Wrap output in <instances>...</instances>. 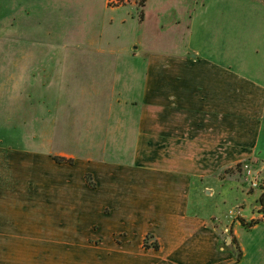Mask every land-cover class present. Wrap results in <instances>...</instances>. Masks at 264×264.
<instances>
[{"label":"rangeland","instance_id":"rangeland-1","mask_svg":"<svg viewBox=\"0 0 264 264\" xmlns=\"http://www.w3.org/2000/svg\"><path fill=\"white\" fill-rule=\"evenodd\" d=\"M14 1L0 0V50L5 42L3 52L33 57L37 65L30 123L15 125L22 135H35L22 147L36 151L37 168H0V219L21 216L14 240L22 258L52 248L54 255L67 253L70 263L113 262L119 254L105 249L126 243L130 233L126 214L132 212L123 202L141 198L153 167L136 156L143 73L172 70L186 50L211 56L223 41L233 69L264 71V0H146L144 22L138 0ZM49 57L60 61L47 62L52 70L45 68ZM4 127L0 134L12 129ZM259 150L256 160L216 174L211 191L199 188V208L212 227L228 232L235 221L264 220L262 190L251 188L241 170L248 161L264 175V122ZM223 178H234L242 195L227 196ZM132 204L133 211L139 207ZM236 231L241 264H264V221Z\"/></svg>","mask_w":264,"mask_h":264},{"label":"crops","instance_id":"crops-1","mask_svg":"<svg viewBox=\"0 0 264 264\" xmlns=\"http://www.w3.org/2000/svg\"><path fill=\"white\" fill-rule=\"evenodd\" d=\"M27 2L28 5L36 3ZM145 7L142 22L146 19ZM1 45L0 127L5 131L4 126L12 129L0 134V168H37L36 151L22 147L24 141L34 140L35 135L26 137L15 128V125L30 123L34 94L38 92L37 65L31 61L33 57L8 55L3 52L5 42ZM225 45L223 41L216 54L205 57L190 56L188 50L183 51L172 70L164 66L149 68L143 73L141 138L136 156L147 158L153 167L147 168L150 176L141 198L123 202L132 212L126 214L131 221L130 233L124 235L126 243L105 249L119 255L113 262L104 264H241L244 253L236 229L242 224L235 221L228 232L212 227L199 208L198 195L200 187L206 186L209 191L214 188L220 180L216 174L241 161L256 160L261 152L264 71L258 68L246 74L233 69ZM53 60L60 62L49 57L45 68L52 70V65L46 64ZM47 85L50 83L43 85L45 91ZM39 87L41 91L42 86ZM151 108L156 112H151ZM26 155L27 163V159L22 161ZM222 180L228 183L227 196L242 195L234 178ZM231 189L237 191L233 193ZM132 203L139 205L134 211ZM2 217L0 264H75L67 260V253L54 255L52 248H47L44 256H40L43 250L37 248L39 256L22 258L19 238L17 242L14 240L20 230L21 216L7 213ZM132 222L142 230L138 240L132 238L138 230ZM147 237L153 242L144 247L143 239ZM153 244L158 247H152ZM238 250L241 257L236 261Z\"/></svg>","mask_w":264,"mask_h":264},{"label":"trees","instance_id":"trees-1","mask_svg":"<svg viewBox=\"0 0 264 264\" xmlns=\"http://www.w3.org/2000/svg\"><path fill=\"white\" fill-rule=\"evenodd\" d=\"M109 3H111V0H108V4H109ZM137 3H138V5H139L140 7L143 8V7L145 6L146 0H138ZM140 19H141V20L144 19V13H143V10H141V12H140ZM56 160H60V158H56ZM87 176H88V175H86V178H87L88 183H89L91 186H93L94 183L92 182L91 178H89V177H87ZM262 189H263V191H262L261 195L259 196V202H260L262 208L264 209V186H263ZM263 221H264V220H257V219H255V220H251V221H248V222H247V221L241 219V220H240V223H241L242 226H244V227L251 228V227H254L256 224H258V223H260V222H263ZM144 247H148L146 241L144 242ZM152 247L157 248L158 245H157V244H153ZM240 257H241V253H240V250H238V254H237V257H236V261H239Z\"/></svg>","mask_w":264,"mask_h":264},{"label":"built area","instance_id":"built-area-1","mask_svg":"<svg viewBox=\"0 0 264 264\" xmlns=\"http://www.w3.org/2000/svg\"><path fill=\"white\" fill-rule=\"evenodd\" d=\"M241 170L243 171L246 179L248 180L250 187L253 189L261 188L263 191L264 186V175L259 176L258 171L254 169L252 162H243L241 165ZM264 218V217H263Z\"/></svg>","mask_w":264,"mask_h":264},{"label":"water","instance_id":"water-1","mask_svg":"<svg viewBox=\"0 0 264 264\" xmlns=\"http://www.w3.org/2000/svg\"><path fill=\"white\" fill-rule=\"evenodd\" d=\"M194 56V55H193ZM230 239V238H229Z\"/></svg>","mask_w":264,"mask_h":264}]
</instances>
